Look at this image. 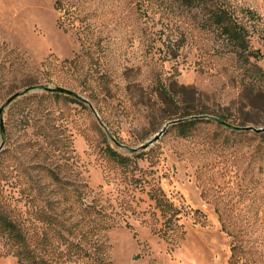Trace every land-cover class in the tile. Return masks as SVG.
<instances>
[{"label":"rangeland","instance_id":"374dc122","mask_svg":"<svg viewBox=\"0 0 264 264\" xmlns=\"http://www.w3.org/2000/svg\"><path fill=\"white\" fill-rule=\"evenodd\" d=\"M225 2L264 69V0ZM247 81L175 0H0V211L37 235L45 214L80 222L74 240L113 264H264V93ZM179 118L200 119L192 135L148 144ZM158 196L180 217L167 236ZM16 252L0 232V264Z\"/></svg>","mask_w":264,"mask_h":264},{"label":"trees","instance_id":"16d2710c","mask_svg":"<svg viewBox=\"0 0 264 264\" xmlns=\"http://www.w3.org/2000/svg\"><path fill=\"white\" fill-rule=\"evenodd\" d=\"M177 4L188 10L195 11L200 16V24L204 29L215 33L216 37L228 48V52L235 56L237 63L245 70L247 82L246 88L252 92L264 93V69L252 61L261 57L259 50L253 49L250 43V32L247 26L241 22L225 0H175ZM251 16L254 12L248 11ZM180 47V46H179ZM172 48L167 52L172 57L178 55V49ZM160 97L166 105H177L178 98L170 89L162 85L159 87ZM55 94L61 95L60 92ZM74 102H79L73 99ZM206 113V112H202ZM191 113H185L188 116ZM225 117L218 115L217 120L223 122ZM173 127L179 131V135L187 137L194 133L196 124L200 119L179 118ZM109 155L121 164H126L129 158L122 153L108 147ZM158 207L164 218L162 234L167 236L170 229L177 226L178 211L168 199L163 196L155 197ZM48 229L37 235L31 232L21 223L8 218L0 211V232L6 236L17 248V264H77L78 261L88 259L93 264H113L110 260L99 256L102 245L95 246V251L84 248L74 237L82 234L77 230L80 222H71L62 215L45 214ZM34 240L31 243V240Z\"/></svg>","mask_w":264,"mask_h":264},{"label":"water","instance_id":"95a60500","mask_svg":"<svg viewBox=\"0 0 264 264\" xmlns=\"http://www.w3.org/2000/svg\"><path fill=\"white\" fill-rule=\"evenodd\" d=\"M47 91H50V92H60V93H66V94H73V91H71L70 89L68 88H65V87H62V86H57V87H46L45 88ZM22 94V92H16L15 94H13L11 97L8 98L7 102H6V105L9 104L10 102H12L13 100H15L17 97H19L20 95ZM3 109L4 107H2L0 109V114L3 113ZM179 120H173L171 122H169L168 124H166L160 132H158L154 138L152 140L149 141L148 144L158 140L163 134H165V132L167 131V128L169 125L171 124H174L176 122H178ZM242 129H245V130H250V129H255L253 127H242ZM255 130H258V131H262L264 129H255ZM143 147H147V145H143Z\"/></svg>","mask_w":264,"mask_h":264}]
</instances>
